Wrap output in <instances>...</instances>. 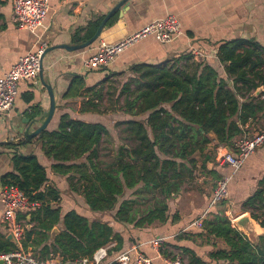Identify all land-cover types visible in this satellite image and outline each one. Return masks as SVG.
Segmentation results:
<instances>
[{
	"label": "trees",
	"instance_id": "trees-1",
	"mask_svg": "<svg viewBox=\"0 0 264 264\" xmlns=\"http://www.w3.org/2000/svg\"><path fill=\"white\" fill-rule=\"evenodd\" d=\"M100 25L94 24L82 41L90 40ZM218 57L226 65V77L207 63H197L192 55L174 63L132 65L129 81L117 97L119 103L123 95L120 111L130 118L116 123L117 139L102 123L65 114L55 131L44 130L29 143L41 146L53 162L51 169L68 178L71 191L92 213L111 214L116 223L135 229L166 224L171 201L197 171L216 163L217 154L209 149L211 135L218 144L233 148L250 132L246 125L264 117V47L254 40L224 42ZM109 81L85 93L82 79H74L66 97L84 99L81 113L106 114L101 102ZM259 88L263 92L256 96ZM106 150L112 151L107 159ZM13 162L14 171L5 176L3 185L17 187L42 205L17 215L19 222L35 225L25 227L16 244L0 240V254L23 249L42 260L59 257L66 262L92 258L112 243L110 255L120 253L124 239L108 223L76 211L63 215L58 205H51L59 201L60 193L48 185V169L35 154H17ZM246 207L256 220L264 218V180ZM56 226L61 232L51 240ZM203 234L220 241L223 248H216L208 262L191 254L186 264H264V236L251 242L233 227L224 209L211 212Z\"/></svg>",
	"mask_w": 264,
	"mask_h": 264
},
{
	"label": "crops",
	"instance_id": "crops-1",
	"mask_svg": "<svg viewBox=\"0 0 264 264\" xmlns=\"http://www.w3.org/2000/svg\"><path fill=\"white\" fill-rule=\"evenodd\" d=\"M47 3L49 11L46 20L38 28L28 30L20 29L13 21L12 0H0V77L20 58L34 52L42 42H46L48 49H52L43 59V75L36 83L20 82L19 96L14 107L9 113L0 116V192L4 187L3 179L14 171V157L17 154H35L48 169V185L55 186L60 193L59 201L56 204L51 202V205H58L63 215L76 211L91 220L108 223L124 239L120 252L136 250L153 259L152 264H164L156 259V253L150 245L152 240L163 238L162 252L171 256L181 254L185 261L194 254L208 262L209 255L216 248H223V244L203 234V223L211 212L221 207L212 204L215 180L227 176L230 177V198L225 205V215L234 228L251 242L257 243L264 236V228L261 226L264 218H253L252 210L246 207V202L261 189L264 180V145L238 171H233L219 165L218 154L220 151L236 153V149L218 144L215 135H211L209 149L217 154L216 163H210L208 170L197 171L181 194L171 201L170 220L166 224L135 229L133 226L116 223L111 214L92 213L84 199L71 191L68 178L51 169L53 162L45 156L41 146L34 142L22 143L21 139L27 129L31 127L32 131L36 130L48 117L50 95L46 85L52 88L56 99L55 115L46 129L52 132L59 127L60 119L65 114L77 120L107 126V122L103 121L105 114L80 112L85 102L83 98L66 97L77 78L82 79L85 87L83 92L88 93L90 88L100 85L109 77L128 73L132 65L174 63L175 59L185 55H192L197 63L211 65L226 77V65L218 57L221 43L254 40L264 47V0H47ZM110 13L106 27L95 44L72 52L64 48L85 43L82 39L89 30L96 23L102 24ZM169 15L177 17L182 26L183 35L176 41L162 44L150 37L127 49L107 69H85L84 62L95 54L100 44L117 42L144 25ZM112 21L113 24L109 25ZM129 118L125 115L123 120ZM245 129L264 130V117L258 122L248 123ZM3 217V206L0 203V240L6 241L10 233ZM246 217L255 220H251L248 231L236 224ZM21 222L28 228L35 225L33 223L28 226L25 221ZM250 231L254 232L253 238L247 235ZM60 232L58 226L54 227L50 232L51 240Z\"/></svg>",
	"mask_w": 264,
	"mask_h": 264
},
{
	"label": "built area",
	"instance_id": "built-area-1",
	"mask_svg": "<svg viewBox=\"0 0 264 264\" xmlns=\"http://www.w3.org/2000/svg\"><path fill=\"white\" fill-rule=\"evenodd\" d=\"M13 21L20 29L34 30L38 28L48 16L47 0H12ZM183 35L180 21L169 15L165 18L150 22L138 31L127 35L114 43H102L94 55L84 62L88 71L107 69L129 48L142 40L153 37L162 44L176 41ZM48 44L42 42L34 52H30L2 77H0V116L10 112L19 96V83H36L40 77L41 59ZM264 145V130H253L235 141L233 151H220L219 162L233 171H238L245 161ZM230 177L224 176L216 181L213 191V205H219L228 199ZM0 203L3 206L4 224L8 232L18 242L23 238L25 225L17 220L19 213H27L41 207L39 201H32L24 192L15 186H4L0 192ZM163 238H156L150 245L156 253V259L165 264H186L181 254L168 258L163 255ZM114 243L97 250L92 258L76 261H64L55 257L42 260L31 251L23 249L7 254H0V261L4 264H152L150 259L138 251H125L110 255Z\"/></svg>",
	"mask_w": 264,
	"mask_h": 264
},
{
	"label": "water",
	"instance_id": "water-1",
	"mask_svg": "<svg viewBox=\"0 0 264 264\" xmlns=\"http://www.w3.org/2000/svg\"><path fill=\"white\" fill-rule=\"evenodd\" d=\"M128 1H126L124 4H126ZM113 12V11H112ZM112 13H110V15L102 22V24L100 25V27L98 28L96 34L88 41H86L85 43L81 44V45H78V46H64V48L68 51H78V50H82V49H87L89 47H91L93 44L96 43V41L99 39L101 33L103 32L104 28L106 27V24H107V21H108V18L111 16ZM52 49H47L45 51V53L43 54L42 56V59H41V71H40V76L43 75V59L45 57L46 54H48ZM46 88L49 92V95H50V110H49V114H48V117L45 119L44 123L39 127L37 128L36 130L32 131L31 130V127L29 129H27L24 133V137L23 139H21L22 142H24L25 144H27L28 142L32 141L33 139H35L36 137H38V135L47 129L49 123L51 122V120L53 119L54 115H55V111H56V99H55V94L52 90V88L48 85H46ZM263 92V88H259L257 91H256V95L259 96L261 93ZM40 120H43L42 119H39V120H36L35 123L37 121H40ZM252 221H255L254 219L251 218ZM250 220V217H246V218H243L241 219L240 221H237L236 224L238 227H241L244 231H248L247 228L249 227V225L251 224V221ZM247 235L250 237V238H253L254 237V232H248ZM8 239L16 244L17 241L15 240V238L13 237V235H9L8 236ZM250 240V239H249ZM0 264H4V261H0Z\"/></svg>",
	"mask_w": 264,
	"mask_h": 264
},
{
	"label": "rangeland",
	"instance_id": "rangeland-1",
	"mask_svg": "<svg viewBox=\"0 0 264 264\" xmlns=\"http://www.w3.org/2000/svg\"><path fill=\"white\" fill-rule=\"evenodd\" d=\"M128 79H129V73L120 74L115 77L114 76L109 77L110 81L106 83L105 93L103 94L104 100L101 102L102 110L107 112L104 115L103 121L107 122V127L111 130V133L115 139H117V130L115 128V125L117 122L122 121L123 117L125 118V115L120 111L121 107L123 106L124 97L122 95V98L120 99L119 103L117 102V97L119 96L120 90L122 89L123 85L129 81ZM104 153L107 154L106 157L104 156L105 159H107V157H109L112 154V151L109 152L106 150L104 151ZM219 165L223 167H228L222 163H219ZM221 177H224V176H221ZM218 179H216L214 182V189H215L216 181ZM229 198L230 196H228V199L226 201L218 205V207L221 206L219 209L225 210V205L229 202Z\"/></svg>",
	"mask_w": 264,
	"mask_h": 264
}]
</instances>
